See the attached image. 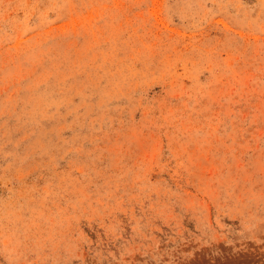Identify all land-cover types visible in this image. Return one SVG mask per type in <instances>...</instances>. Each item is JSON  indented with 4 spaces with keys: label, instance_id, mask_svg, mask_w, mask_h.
Returning a JSON list of instances; mask_svg holds the SVG:
<instances>
[{
    "label": "rangeland",
    "instance_id": "1",
    "mask_svg": "<svg viewBox=\"0 0 264 264\" xmlns=\"http://www.w3.org/2000/svg\"><path fill=\"white\" fill-rule=\"evenodd\" d=\"M0 264H264V0H0Z\"/></svg>",
    "mask_w": 264,
    "mask_h": 264
}]
</instances>
